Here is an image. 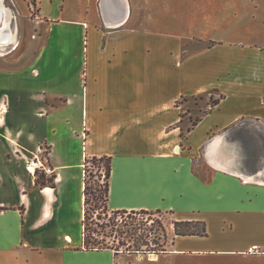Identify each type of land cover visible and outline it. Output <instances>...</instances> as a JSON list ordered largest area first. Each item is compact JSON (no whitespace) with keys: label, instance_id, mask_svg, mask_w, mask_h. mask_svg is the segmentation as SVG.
Segmentation results:
<instances>
[{"label":"crops","instance_id":"crops-1","mask_svg":"<svg viewBox=\"0 0 264 264\" xmlns=\"http://www.w3.org/2000/svg\"><path fill=\"white\" fill-rule=\"evenodd\" d=\"M66 1L36 0L45 60L0 72V264L264 260V3L259 37L188 49L196 36L155 28V5ZM202 95L194 117L186 98ZM43 147L53 187L34 183ZM90 156L111 159L109 210L169 212L206 235L171 225L153 255L83 248Z\"/></svg>","mask_w":264,"mask_h":264},{"label":"rangeland","instance_id":"rangeland-1","mask_svg":"<svg viewBox=\"0 0 264 264\" xmlns=\"http://www.w3.org/2000/svg\"><path fill=\"white\" fill-rule=\"evenodd\" d=\"M140 1L150 8H153L151 5H155L152 12L160 20V27L154 26L155 28L162 29V27H167L164 21H168V23H170L168 25L169 28L174 29L177 27V31H181L183 35L192 34L193 36H196L193 39L184 40V48L201 49L210 44V38L221 37L224 34L231 38H243L246 37L250 31L251 37L255 39L256 37H259L260 33H262L260 32L258 21L261 19V6L263 5L264 0ZM71 2L77 3L73 0ZM4 4L12 12V21L10 20V24L16 35V41L2 49L0 48V72L8 69H21L30 66L33 63L37 64V62H43L46 58V53L44 52L42 54L40 51L38 52V49L44 42L46 29L37 21L36 2L33 4V0H4ZM66 4H70L69 0L66 1ZM210 8H213L214 12L216 11L220 17L217 15L214 16V14L211 16L210 11L212 9ZM249 11L252 13L249 14ZM175 13H177V16H175ZM178 19H181V22L177 21ZM248 26L249 28L247 29ZM246 29L247 31L245 32ZM0 80L3 81L4 78L2 77ZM186 100L188 101L187 106H185L186 109L191 111L194 117H198V115L205 110L208 99L202 95L186 98ZM186 113L187 112L184 114ZM45 151L46 149L43 147L41 153L42 159H40L43 163L46 162L43 158L46 156ZM103 164V162H97L88 165V184L93 191L96 190V192H94L96 199H94L92 195L88 196L90 199L89 204L86 206V224L89 228L85 232L86 236H91L96 241L94 242L95 244L98 242L96 246H101L103 248L110 247L112 250H116V252H127L128 248L133 247V243H140V239L138 238L142 234L144 237L146 232L142 229L145 226L144 224H146V226L151 224L152 228L156 230L158 226L157 222H160L164 226L165 232H167V229L170 228L173 221V216L169 212H148L144 214L137 213L130 215L127 212L123 217L120 214H117L116 218L114 217V214L111 210L106 208L104 202L103 190L105 185V167ZM113 220L115 223H118L119 226H113ZM124 222H126V224L134 222L137 226H140L141 229L132 234V237H128L126 232L121 234L114 231L112 232V227H119L123 231L130 228L129 225L125 226ZM93 230H95V232ZM156 233L152 234L156 235ZM162 233V231L159 232V241H162L164 238ZM149 238V241L151 242L152 236ZM169 240L170 238L167 235L166 239H164L165 244H163L166 249L168 247L167 245H169ZM142 248L155 247L153 243H151L149 247L143 245ZM150 254L153 255L154 252H151ZM186 260L187 261L184 262V260L181 259H162L159 263L155 264H264V260L248 259H245L246 261L217 259L216 261H210V263L199 262L192 258Z\"/></svg>","mask_w":264,"mask_h":264},{"label":"trees","instance_id":"trees-1","mask_svg":"<svg viewBox=\"0 0 264 264\" xmlns=\"http://www.w3.org/2000/svg\"><path fill=\"white\" fill-rule=\"evenodd\" d=\"M36 0H33V4H35ZM216 102V101H215ZM194 124V123H193ZM97 162H103L104 167H105V185H104V190H103V196H104V202L105 206L107 207V198H108V192H109V178H110V173H111V159L109 156H90L86 157L84 159V165H83V181H84V188H83V195H84V217L82 220L83 227H84V237H83V242H82V247L85 249H100L103 248L101 246H96L98 242H96L91 236H86L85 232L89 228L88 225L86 224V219H87V208L86 206L89 204V197L90 195L93 196L94 199H96V195L93 191L92 188H90L88 184V165L89 164H95ZM34 183L36 186H43V185H48V186H54V180H55V175H46L43 169H36L34 172ZM91 196V197H92ZM112 213L114 214V217H117V214L124 216L125 213L128 212V214H137V213H148V212H162L161 210H111ZM128 215V216H129ZM127 216V217H128ZM114 218V219H115ZM125 221V220H124ZM158 226L156 230L152 228V225L150 224L149 226H145L142 228L143 231H146L143 237V234L138 238L140 239V243H133L132 248H128L127 251L129 252H159L160 250H164L163 244H165L164 239H166L167 233L164 230V226L160 223L157 222ZM113 226L118 225V223H115L114 220L112 221ZM124 225L127 226L129 225L130 228L126 229V231L121 230L118 226V228L112 227V232H117L118 234L120 233H125L128 235V237H132V234L136 233L137 230L141 229L140 226H137L134 222L126 224L124 222ZM173 225V232L174 236L175 235H206V225L202 221H172ZM95 232V230H93ZM158 231V232H157ZM162 231V236L164 237L162 241H159V232ZM157 232V233H156ZM152 233H156V235H153ZM152 236L151 242L149 241V237ZM155 236V238H154ZM147 239V240H146ZM158 240V241H157ZM149 241V242H148ZM162 242V244H161ZM153 243L155 248H142L143 245L149 247ZM92 245V246H90ZM108 247V246H107ZM110 248V247H108ZM112 249V248H110ZM115 253L116 250H113Z\"/></svg>","mask_w":264,"mask_h":264},{"label":"bare ground","instance_id":"bare-ground-1","mask_svg":"<svg viewBox=\"0 0 264 264\" xmlns=\"http://www.w3.org/2000/svg\"><path fill=\"white\" fill-rule=\"evenodd\" d=\"M12 12L4 4V0H0V48L13 44L15 39L14 30L11 28ZM16 31V29H15Z\"/></svg>","mask_w":264,"mask_h":264},{"label":"built area","instance_id":"built-area-1","mask_svg":"<svg viewBox=\"0 0 264 264\" xmlns=\"http://www.w3.org/2000/svg\"><path fill=\"white\" fill-rule=\"evenodd\" d=\"M82 136L85 138V136H86L85 132L82 133ZM37 164L43 169L45 174L52 175L53 169L51 167H49L46 163H43L40 159H38L37 160ZM83 237H84V227H83V230H82V238Z\"/></svg>","mask_w":264,"mask_h":264}]
</instances>
